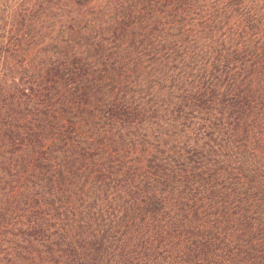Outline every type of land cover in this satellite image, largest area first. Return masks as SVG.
<instances>
[{
    "label": "trees",
    "instance_id": "16d2710c",
    "mask_svg": "<svg viewBox=\"0 0 264 264\" xmlns=\"http://www.w3.org/2000/svg\"><path fill=\"white\" fill-rule=\"evenodd\" d=\"M0 264H264V0H0Z\"/></svg>",
    "mask_w": 264,
    "mask_h": 264
}]
</instances>
